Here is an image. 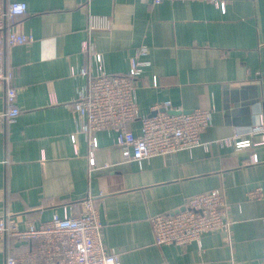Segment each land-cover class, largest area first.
Masks as SVG:
<instances>
[{"label": "crops", "instance_id": "0c3cea01", "mask_svg": "<svg viewBox=\"0 0 264 264\" xmlns=\"http://www.w3.org/2000/svg\"><path fill=\"white\" fill-rule=\"evenodd\" d=\"M22 1L28 12L18 28L34 41L6 50L21 112L14 123L0 121V215L22 227L39 225L55 213L79 214L83 199L94 196L106 246L121 264H260L264 145L236 150L216 140L246 133L264 118V0H223L225 8L204 0ZM90 25L110 73H127L137 50L148 49L142 59L149 63L137 78L140 112L155 115L153 106L166 101L173 111L212 110L202 132L208 150L197 146L139 164L123 155L114 130L89 136L78 130L71 104L86 78L72 72L84 63L96 71L82 50ZM5 92L0 87V113ZM131 127L140 132L138 121ZM92 136L99 142L94 165ZM253 153L259 162L250 161ZM213 188L227 202L231 243L208 232L201 243L158 245L152 216L177 213L190 196ZM256 188L263 196L250 198ZM30 244L5 237L0 264Z\"/></svg>", "mask_w": 264, "mask_h": 264}, {"label": "built area", "instance_id": "2783aa9c", "mask_svg": "<svg viewBox=\"0 0 264 264\" xmlns=\"http://www.w3.org/2000/svg\"><path fill=\"white\" fill-rule=\"evenodd\" d=\"M164 0H154L160 3ZM210 1L225 8L223 0ZM28 12V4L22 0H0V87H4L6 108L0 113V121L14 123L20 115L17 104V89L14 72L6 62V50L19 44L34 41V36L18 28ZM90 25L84 30L86 38L82 50L96 64L93 72L88 63L73 75L86 78V85L79 89L72 101L71 109L76 118L78 130L87 136L103 129L116 132V144L123 155L142 164L145 159L193 150L197 146L209 149V143L202 140V132L212 124L210 109L195 108L190 111H173L169 101L155 104V115L140 112L136 97L137 78L149 63L142 59L148 49L139 48L131 60V68L125 74L110 73L105 57L92 41ZM51 100L57 101L54 83L48 82ZM163 108L164 110L160 109ZM140 123V132L135 133L131 124ZM73 139L75 137L73 136ZM220 146L236 150L264 145V118L249 126L246 133H235L216 140ZM99 147L97 137L89 139L91 165L95 164V152ZM252 163L259 162L256 153L251 155ZM263 196L261 188L249 193L250 198ZM94 196L83 199L79 214L58 213L35 225L27 222L22 227L11 215H0V242L7 236L29 240L30 247L24 251L9 254L6 264H121L117 252L110 250L104 240V222L97 208ZM155 241L158 245L178 244L186 246L192 242L201 243L208 232L222 233V239L231 243L232 221L228 217L227 202L219 188H213L190 196L177 213H159L151 218ZM260 264H264V260Z\"/></svg>", "mask_w": 264, "mask_h": 264}, {"label": "water", "instance_id": "95a60500", "mask_svg": "<svg viewBox=\"0 0 264 264\" xmlns=\"http://www.w3.org/2000/svg\"><path fill=\"white\" fill-rule=\"evenodd\" d=\"M186 111V110H185ZM156 113V112H155ZM155 113H153V114H155Z\"/></svg>", "mask_w": 264, "mask_h": 264}]
</instances>
